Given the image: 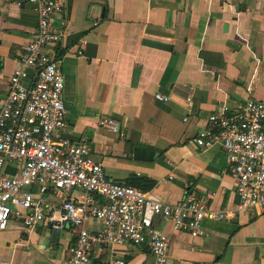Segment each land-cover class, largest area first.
<instances>
[{
	"label": "crops",
	"instance_id": "1",
	"mask_svg": "<svg viewBox=\"0 0 264 264\" xmlns=\"http://www.w3.org/2000/svg\"><path fill=\"white\" fill-rule=\"evenodd\" d=\"M61 19L67 35L48 52L61 58L64 135L88 143L108 179L134 187L152 180L146 191L167 203L190 190L231 213L204 219L199 237L156 216L155 230L169 238L165 264H264V210L239 209L223 150L193 141L211 113L264 99V0H65ZM37 21L27 0H0V105ZM103 118L118 131L101 127ZM86 226L101 228L93 218ZM51 233L11 217L0 231V264H68L75 229L60 230L56 240ZM114 259L155 264L146 247L127 244H95L89 264Z\"/></svg>",
	"mask_w": 264,
	"mask_h": 264
},
{
	"label": "built area",
	"instance_id": "2",
	"mask_svg": "<svg viewBox=\"0 0 264 264\" xmlns=\"http://www.w3.org/2000/svg\"><path fill=\"white\" fill-rule=\"evenodd\" d=\"M27 2L37 14V27L23 46L0 105V231L11 217L30 228L40 223L51 230L72 227L75 240L68 264H89L95 244L142 245L155 264H165L169 238L155 230L156 216L167 217L173 231L199 237L205 235L204 219L220 221L231 213L211 207L190 190L178 202L167 203L148 191L108 179L90 145L64 135L67 111L61 58L54 59L48 49L60 46L67 35V23L61 19L65 0ZM29 72L33 77L25 84ZM154 98L169 99L160 93ZM100 125L118 131L110 119H101ZM193 141L200 150L215 145L223 150L239 209L264 210V99H247L234 109L223 106L211 113ZM7 165L14 172H6ZM91 218L99 223V231L87 228Z\"/></svg>",
	"mask_w": 264,
	"mask_h": 264
},
{
	"label": "trees",
	"instance_id": "3",
	"mask_svg": "<svg viewBox=\"0 0 264 264\" xmlns=\"http://www.w3.org/2000/svg\"><path fill=\"white\" fill-rule=\"evenodd\" d=\"M140 181H141V185L140 184L139 185L137 184L136 186L138 188L142 189V190H145V191H146V189L150 188L153 185V183H154L152 180H148V179H140ZM144 182L147 185H143ZM125 184L132 185V183H125ZM141 186H144V187H141Z\"/></svg>",
	"mask_w": 264,
	"mask_h": 264
},
{
	"label": "water",
	"instance_id": "4",
	"mask_svg": "<svg viewBox=\"0 0 264 264\" xmlns=\"http://www.w3.org/2000/svg\"><path fill=\"white\" fill-rule=\"evenodd\" d=\"M59 232H60L59 229H52L51 240H56L59 235Z\"/></svg>",
	"mask_w": 264,
	"mask_h": 264
}]
</instances>
